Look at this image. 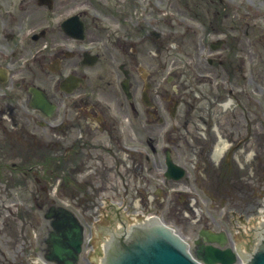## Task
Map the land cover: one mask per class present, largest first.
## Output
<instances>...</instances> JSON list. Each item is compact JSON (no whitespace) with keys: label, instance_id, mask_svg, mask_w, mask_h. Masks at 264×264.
<instances>
[{"label":"flooded vegetation","instance_id":"1","mask_svg":"<svg viewBox=\"0 0 264 264\" xmlns=\"http://www.w3.org/2000/svg\"><path fill=\"white\" fill-rule=\"evenodd\" d=\"M135 1H21L22 33L12 43L18 49L10 48L8 43H0V92L6 93L0 97V205L12 202L17 210L20 209L22 193L17 192L12 197L11 191L22 188V173L26 171H42V166L47 170L50 165L48 171L51 172L55 167L66 166L69 161L76 162L77 157L93 155L91 150L100 146L114 152L104 145V136L108 141L112 138L116 147L124 129L119 126L137 124L141 116L138 105L154 107L152 92L158 99L165 92L172 102H176L170 97L169 84H165L172 77L170 68L166 70L170 49L164 46L171 38L169 28H165V32L141 24L138 19L148 17L153 9L147 5L149 1L142 0L140 6ZM246 3L248 9L251 6L264 9L262 0H246ZM162 9L166 11L164 5ZM92 12L95 13L93 16ZM217 15L214 14L209 27L214 28L212 23ZM30 18L35 20V25L27 27L25 25H31ZM194 20L204 28L195 33L200 36V44L209 35L221 34L215 30L207 31L201 21ZM217 23L219 26V21ZM243 33L248 52L251 49L246 62L247 74L246 69H239L227 56V47L231 44L227 38L222 39L221 47L208 59L210 63L223 67L220 71L223 78L202 71L198 66L196 68L201 76L199 79H207L216 91L222 88L218 80L224 81L228 87L229 90L225 91L233 101L225 109L229 110L227 120L232 122L233 116L240 114L233 110L237 108L244 110L241 114L248 128L253 114L264 129V12L244 17ZM6 35L4 32V38ZM14 38L11 36L9 40ZM8 50L9 53L6 52ZM230 50L232 52V47ZM194 56L197 58L196 52ZM226 58L228 60L223 64ZM184 67V74L191 78L192 89L205 98L207 92L200 90V83L194 82L187 66ZM208 75L213 76L212 80L207 78ZM247 86L259 93L257 100L251 99ZM36 93L45 99L44 105L37 102ZM208 93L214 97L212 103L220 105L223 102L224 98L218 93ZM241 94L258 111L241 109ZM158 101L163 104V111L175 114V103L167 105L162 100ZM148 112L153 113L152 110ZM187 121L186 118L183 123ZM153 122L154 119L145 118L148 125L152 126ZM215 122H219L218 117L202 124H211V131L217 137L216 146L202 145L196 150V156L200 170L213 176L212 180L202 175L201 184L211 188L213 198L225 201L234 197L229 172L235 144L238 147L245 144L250 138V130L244 129L246 134L239 139L223 137ZM204 131L202 127L199 132L203 137ZM129 135L131 133L126 132V136ZM120 158L124 160L121 154ZM132 161L140 163L134 158ZM42 162L46 163L42 165ZM114 164L118 167V159Z\"/></svg>","mask_w":264,"mask_h":264},{"label":"rangeland","instance_id":"2","mask_svg":"<svg viewBox=\"0 0 264 264\" xmlns=\"http://www.w3.org/2000/svg\"><path fill=\"white\" fill-rule=\"evenodd\" d=\"M15 1L17 2V0H0V43H8L9 46H11L12 43L16 40V38L19 37V33H22V13H20L17 5V11L13 9ZM156 1L157 2L151 1L152 3H154V6L160 4L161 6H165L166 11L169 9L171 10V8L178 10L183 15H186L185 17L187 21L183 22V24H180L179 20L180 16L182 15H180L177 11H170L169 14L172 19L169 23L172 26L171 30L173 35L170 38V43L164 44L166 48L170 49V56L166 60V70L170 68V70L175 71L174 77H172L170 85L167 87V89H169L170 95H172L173 98L177 100V102H172L171 99H168V94H166L165 100L162 101L166 102L167 105L175 103V116H170V113L168 111H163V104L158 101L160 100V95L158 99L156 93L152 92L154 95V107H156V109H154V107H150L147 104H139L138 107L141 112V116L138 118L139 120L137 121V124H122L121 128H124L122 137L125 141L132 140L136 141L139 144L149 142L154 147H156V145L160 144L158 140L161 137L160 129L165 124L171 121H176L177 130L171 133V138H174L171 144V153L174 160L182 164L185 163L184 165H186L188 172L186 177L181 178L179 182L169 180L168 184L165 187V192L167 194L165 196L159 195V199H156L155 196L154 204L152 205V209L149 212L161 215L166 221H169V223L175 224L178 232L183 233L184 235L192 239L196 236V231L199 229L200 223L192 220L193 215L188 217L184 214V206L180 204V200L178 198L176 199L177 195L173 193V190L183 188L182 190L185 192V189L187 187L190 189L196 188L194 180H196L197 176L200 177L201 172L203 171H201L200 168L194 169L190 167L189 161L194 155L193 151H196L198 148L205 144L211 145V148L216 146L217 137L211 131L212 128L210 127V124L203 125L202 123L205 120L214 121L215 118L218 117L219 122H215L214 124L218 126L219 133L223 137H236L239 139V136L242 137L246 134V130H250V138H248V142L245 144L243 143L241 146L234 150L231 158V166L234 169L235 174L239 173L240 176H242V180L248 182V184H250L253 188H255V190L258 191L257 198L253 199V202L257 204V206L262 200L259 195L263 194L262 191L264 192V129L259 126L253 114H251V126L250 128H248V125L244 124V120L241 114V112H243L244 110L240 111L237 108L233 110L237 113L240 112V114H235L232 118V122L230 120H227L229 116V110H225L219 104L216 105L212 103L214 97L208 92L212 91L213 93H218L224 98L223 101H229L233 99V97L228 96L226 91L222 88H218V91H216V89L210 87V85L207 83L208 80L200 82V84H198L202 92H207L206 97L202 98L197 95L198 92L194 91L190 86V78H188L187 75L184 74L182 63L179 60L181 57H183L184 60L189 61L191 64L190 67L192 68V71H197L196 66H198V68L202 71H207L209 72V74L212 73L214 76L217 75L220 76V78H223L220 73V71H223V67L221 65H216L215 62L207 63L205 61V55L211 54L212 52L216 51L210 48L211 42L208 39H203V43L200 44L199 35L187 32L188 27L199 28V23L195 22L194 20L197 19L203 23L207 31L215 30L218 31V33L226 34V37L230 38L227 39V42L231 43L228 44L227 47V50L229 51V54L227 56H230L231 61L235 63L236 66H239V69H246L247 74L248 66L246 65V63H243V61L247 62L249 60L251 49L250 52H248V44H246L247 41L246 39H244L245 36L243 33V20L237 17L238 12L236 11V9L230 10L226 8L227 11H225L223 9L224 5L218 3L216 0H160L159 2L158 0ZM240 1L244 3V0ZM79 2L82 3V0H74V3ZM141 2L142 0H136L135 4L139 6ZM70 4L73 3L70 2ZM171 5L175 7H171ZM177 8L185 9L187 12H184L183 10H179ZM217 11L219 12L218 15ZM215 13L217 15V19L213 21L212 26L214 28H212L209 26L211 24V20H213ZM11 14L14 18H10ZM161 16L165 15L161 13ZM218 21L219 26L217 23ZM29 22L31 25L25 26L31 27L35 25L34 19L30 18ZM4 32L5 34L7 33L5 38L3 36ZM11 36H14L15 38L9 40L11 39ZM231 47L232 52L230 50ZM217 48L218 47H216V49ZM195 52L197 53L196 62L194 56ZM261 53L262 52L260 51V54ZM226 60L228 59L226 58L223 61V64H226ZM211 64L212 68L210 67ZM190 75L192 77V80L194 81L195 77L191 74V72ZM212 78L213 76L211 75L210 79L212 80ZM217 79L219 78H215V80ZM215 80L213 82H215ZM218 82L220 81L218 80ZM239 99L240 102L241 100H243L242 105L240 107L241 109L244 108L246 109V111H249L248 108H250V110L258 111V109H255L253 106L249 105L246 102L242 94L239 96ZM191 104H193V106L189 108ZM232 108H234V105ZM149 110H152L153 113H149ZM199 116L202 117L199 118ZM145 118L154 119L155 123L152 126L146 123L147 126L144 127L141 120L145 122ZM160 118L165 119V121H160ZM186 118L188 119V121L186 123H183ZM202 127H206L204 131L205 137L199 134ZM186 128L188 130L186 131L187 133H185ZM259 128H261L262 130H260ZM226 129L232 131V133L227 132ZM126 132L131 133L132 136H126ZM104 140V145L111 147L112 150H114L113 153L116 154L117 152L113 139L110 138V140L108 141L107 137L104 136ZM91 151L93 152V155L86 156L84 158L77 157L76 162L72 163L71 161H69L66 166L61 167L59 169L57 167V169L50 174V176L48 177V179L50 180L47 181L46 184H44V188H46L48 198H52V200L56 201L55 204L64 205L63 201L68 200L66 197H63L61 199L56 198V195H53L52 186L56 178L53 175L56 173L58 175L57 177H61V175L64 174L63 170H65L66 168H71L70 166H72V168H75L76 171L73 172L72 175L74 177L78 175L79 179L86 175H93V179L100 186V191L113 193V186H118L122 182L121 179H123L128 183L130 189V193L128 196L131 197V199H128V201L131 200L132 202L137 198L136 193L134 194L136 188L140 189L141 192L145 195L144 187L147 188L151 185L145 186L141 180L139 173H137L135 175V178H133V166L129 160L127 161L130 162V165L125 166L130 171L122 173L118 172L117 168L114 167V159L111 157L110 152L108 150H105L104 147L100 146L97 147V149H92ZM23 152L25 151L23 150ZM183 156L186 159L184 163L182 160ZM117 159L119 163H125L121 160L120 154H118ZM61 163H59V165ZM64 163L66 164L67 160L64 161ZM47 168L49 169L50 165ZM41 185L42 183L38 184L35 181L34 176H32V174H29L25 178H23L22 176V188L17 187L12 190V197L15 196L17 192L22 193V217H20L18 213H16V215L12 217V219L14 218L15 220V223H13L14 225L12 224L14 231L11 230L10 223V226L8 227V229L4 230V233L0 232V248L1 250H6L8 256L9 254H14L15 250L20 251V246L22 245V261L17 264H32L30 261L31 257L35 255L33 252L36 249L41 248V242H44L47 237V233L50 230V226L48 224L47 219L43 218L44 208L46 209V205L43 207L42 210H39L32 201L33 196L37 197L38 203L43 198L40 192ZM97 192L98 191L96 190L92 192L93 196H96L99 193ZM91 200L93 201V199ZM91 200H87V202L82 201V205H85V208L92 207L93 202ZM207 201L208 200L206 198H201L200 204L202 206V213H205L206 211L207 214H209L211 217L215 218V215H217L218 217L222 209L219 208L217 211L208 210L206 206ZM173 203L175 204L177 209V211L175 212L170 211L169 208ZM257 206L255 207V205H251L250 208H257ZM12 209L15 213L16 210L13 208V206ZM74 211L77 212L76 210ZM3 212L7 214L0 206V213ZM225 224L230 227L229 220L226 221ZM18 255L19 253H17V257H19ZM1 260L2 257H0V261ZM80 264L86 263L80 261Z\"/></svg>","mask_w":264,"mask_h":264},{"label":"water","instance_id":"3","mask_svg":"<svg viewBox=\"0 0 264 264\" xmlns=\"http://www.w3.org/2000/svg\"><path fill=\"white\" fill-rule=\"evenodd\" d=\"M59 219L53 222V225L68 226V229L61 233L59 227H56L59 235L51 233V237L55 240L53 250L47 256L48 259L55 260L58 264H72L71 260L75 259L76 253L79 250L80 232L77 223L72 215L61 209L57 212ZM168 244H155L148 250H144L141 246L139 253L127 260L125 264H192L180 251L176 249V245L167 240ZM70 247V249H69ZM148 251V252H146ZM225 253L228 250L221 252L217 249L206 247L203 251L198 252V256L202 257L208 264L220 261L223 264H228L233 261V257L227 258ZM232 255V254H231ZM253 264H264V255L259 256Z\"/></svg>","mask_w":264,"mask_h":264},{"label":"bare ground","instance_id":"4","mask_svg":"<svg viewBox=\"0 0 264 264\" xmlns=\"http://www.w3.org/2000/svg\"><path fill=\"white\" fill-rule=\"evenodd\" d=\"M39 260H41V259H39ZM35 261V260H34ZM42 261V260H41ZM44 262V261H43ZM35 264H46L45 262L44 263H42V262H40V261H38V263L35 261L34 262Z\"/></svg>","mask_w":264,"mask_h":264}]
</instances>
